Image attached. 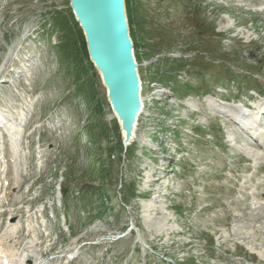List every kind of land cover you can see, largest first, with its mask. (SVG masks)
<instances>
[{
	"label": "rangeland",
	"instance_id": "obj_1",
	"mask_svg": "<svg viewBox=\"0 0 264 264\" xmlns=\"http://www.w3.org/2000/svg\"><path fill=\"white\" fill-rule=\"evenodd\" d=\"M68 7L0 0L1 109L27 103L0 261L264 264V137L232 119L264 108V0H130L144 114L126 150Z\"/></svg>",
	"mask_w": 264,
	"mask_h": 264
},
{
	"label": "water",
	"instance_id": "obj_2",
	"mask_svg": "<svg viewBox=\"0 0 264 264\" xmlns=\"http://www.w3.org/2000/svg\"><path fill=\"white\" fill-rule=\"evenodd\" d=\"M88 58L105 89L124 150L133 142L143 110L141 82L128 33L124 0H67Z\"/></svg>",
	"mask_w": 264,
	"mask_h": 264
},
{
	"label": "bare ground",
	"instance_id": "obj_3",
	"mask_svg": "<svg viewBox=\"0 0 264 264\" xmlns=\"http://www.w3.org/2000/svg\"><path fill=\"white\" fill-rule=\"evenodd\" d=\"M13 89L14 90H12V91H15V88H13ZM152 94L153 95L156 94L157 96H159L160 91H158V92L154 91ZM4 97H5V95H4ZM13 97H14V95H13ZM210 99H213V98L208 97L206 102ZM7 101H9V100H6V102ZM5 103L3 102L2 99L0 100V104H1L0 105V177H2L4 175V180L7 181V184L9 186L7 188V190H10V186H11L12 181H13V179H11V176H10L11 175L10 170L11 169L14 170L13 169V165L15 163L14 162V154L16 153L15 143H16V145L18 144V142H19L18 137H20V135L22 133L21 126H22V121L24 119L23 112L25 113V110H26L25 108L27 106V103H25V102L22 103V101L19 103H16V104L13 103L14 104L13 107H8L9 112H7L5 108L1 109V106L5 105ZM220 104H222V103H220ZM231 106L234 107L233 105H231ZM8 113H9V115H6ZM5 119H7L8 121H5ZM20 119H21V121H20ZM7 122H11V123H7ZM15 183H16V181L13 182V184H15Z\"/></svg>",
	"mask_w": 264,
	"mask_h": 264
},
{
	"label": "trees",
	"instance_id": "obj_4",
	"mask_svg": "<svg viewBox=\"0 0 264 264\" xmlns=\"http://www.w3.org/2000/svg\"><path fill=\"white\" fill-rule=\"evenodd\" d=\"M125 3H126V13H127V18H128V23H129L131 21L130 0H125ZM66 12L68 14V18L71 20V22L74 24V27L76 28L78 41H80L81 44H82V48H81L82 54H83L84 58L88 61V63L91 66V68H93L92 64L89 62V59H88V55H87L84 39H83V36H82V32H81L80 28L78 27V24L76 23V21L73 18V15L71 13L70 7L67 8ZM130 35H131V31H130ZM131 38H132V35H131ZM132 40H133V38H132ZM133 43H134V46H135V56H136V53H137L136 52V43L134 42V40H133Z\"/></svg>",
	"mask_w": 264,
	"mask_h": 264
}]
</instances>
